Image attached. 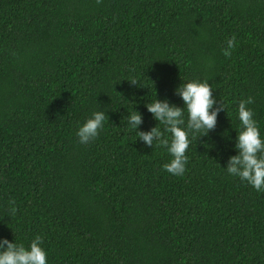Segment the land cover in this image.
<instances>
[{"label":"trees","instance_id":"trees-1","mask_svg":"<svg viewBox=\"0 0 264 264\" xmlns=\"http://www.w3.org/2000/svg\"><path fill=\"white\" fill-rule=\"evenodd\" d=\"M192 80L226 110L175 176L137 131ZM248 97L264 138V0H0V239L40 235L47 264H264V191L226 170Z\"/></svg>","mask_w":264,"mask_h":264},{"label":"clouds","instance_id":"clouds-1","mask_svg":"<svg viewBox=\"0 0 264 264\" xmlns=\"http://www.w3.org/2000/svg\"><path fill=\"white\" fill-rule=\"evenodd\" d=\"M100 2L101 0H97V3ZM226 44L227 47L222 49L223 55L231 57L232 50L236 47V36L229 37ZM130 82L137 84L135 80ZM175 93L184 101L183 108L170 104L167 99H156L145 105L154 119L164 125L163 130L155 126L147 132L137 131L143 123V117L136 110L126 117L129 126L137 131L138 139L146 146L167 149L172 159L164 164V170L171 175L182 176L188 163L186 151L191 144L189 137L198 139L214 130L218 113L226 110V106L223 101L217 106L212 85L207 80L183 82L175 89ZM253 102L252 97L239 102L238 124L241 125V130L237 133L235 143L237 154L229 158L226 170L230 175L247 181L259 192L264 191V138L261 137L258 123L253 118V110L247 107ZM185 107L187 120L184 118ZM106 118L109 117L103 111L93 112L76 133L79 142L87 144L95 140L103 129ZM166 133L171 134L170 139ZM198 133L200 135L197 137ZM9 204L13 205L10 215L14 216L17 212L15 201L10 200ZM42 244L43 238L40 235L35 236L27 248L22 243L0 239V264H47V252Z\"/></svg>","mask_w":264,"mask_h":264}]
</instances>
